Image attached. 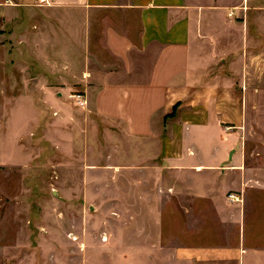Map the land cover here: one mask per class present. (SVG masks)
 I'll return each mask as SVG.
<instances>
[{
    "label": "crops",
    "instance_id": "0c3cea01",
    "mask_svg": "<svg viewBox=\"0 0 264 264\" xmlns=\"http://www.w3.org/2000/svg\"><path fill=\"white\" fill-rule=\"evenodd\" d=\"M9 42L20 66L63 84L50 107L69 153L161 180L157 207L149 187L132 192L159 212L126 226L141 243L119 249L115 220L111 249L79 264H264V0H0V49ZM171 196L174 212L189 203L184 225L162 215ZM42 257L21 251L13 264H70L68 252Z\"/></svg>",
    "mask_w": 264,
    "mask_h": 264
},
{
    "label": "rangeland",
    "instance_id": "374dc122",
    "mask_svg": "<svg viewBox=\"0 0 264 264\" xmlns=\"http://www.w3.org/2000/svg\"><path fill=\"white\" fill-rule=\"evenodd\" d=\"M23 53L28 61L29 51ZM20 58L12 42L0 49V253L7 257L2 262L13 264L21 251L36 253L38 263L44 252H68L69 263L79 264L81 255L111 249L108 233L116 226L124 232L117 239L119 249L140 244L136 234L127 240L126 226L135 222V229L141 230L143 215L149 213L154 219L159 212L142 211V195L132 192L149 187V198L157 207L158 195L151 188L161 180L143 178V168L121 171L84 160L77 148L69 153L64 139L67 126L50 107L62 98L59 88L63 84L51 81L46 67L20 66L24 62ZM75 94L67 99L73 104ZM111 171L117 176L110 177ZM174 198H166L162 215L170 221L174 213L180 214L177 218L184 225L189 214L180 207L188 209L189 203L176 202L179 212H174ZM115 220L119 222L116 226ZM97 261L86 260L87 264ZM106 261L159 263L153 257Z\"/></svg>",
    "mask_w": 264,
    "mask_h": 264
},
{
    "label": "built area",
    "instance_id": "2783aa9c",
    "mask_svg": "<svg viewBox=\"0 0 264 264\" xmlns=\"http://www.w3.org/2000/svg\"><path fill=\"white\" fill-rule=\"evenodd\" d=\"M72 99L74 100L75 104L82 109L86 108L88 105L87 99L83 94L77 93L75 95H72ZM229 199L231 201L241 202V200L232 195H229Z\"/></svg>",
    "mask_w": 264,
    "mask_h": 264
}]
</instances>
